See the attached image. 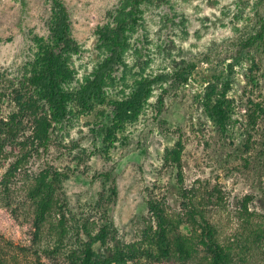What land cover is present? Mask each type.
Returning a JSON list of instances; mask_svg holds the SVG:
<instances>
[{"label":"rangeland","instance_id":"374dc122","mask_svg":"<svg viewBox=\"0 0 264 264\" xmlns=\"http://www.w3.org/2000/svg\"><path fill=\"white\" fill-rule=\"evenodd\" d=\"M55 1L69 24L55 66L66 115L47 149L25 118L0 154L1 260L72 264L84 230L111 222L110 245L137 251L123 264H204L203 215L229 264H264V51L244 44L264 0H0V121L16 107L11 81L44 66ZM179 140L177 165L166 155ZM43 170L59 184L37 227L30 190ZM148 200L192 257L144 254Z\"/></svg>","mask_w":264,"mask_h":264},{"label":"trees","instance_id":"16d2710c","mask_svg":"<svg viewBox=\"0 0 264 264\" xmlns=\"http://www.w3.org/2000/svg\"><path fill=\"white\" fill-rule=\"evenodd\" d=\"M55 3H57L62 15L56 30L53 32L54 44L45 53L43 68L35 73L23 75L16 81H11L16 107L8 114L6 119L0 121V154L4 147L11 145L18 139L25 118L32 123L31 142L36 147L47 149L53 123L66 115L65 95L58 88V76L55 66L58 61L56 49L66 42L69 34V24L65 7L60 2L55 1ZM137 4H139L138 1ZM256 15L255 33L251 34L244 44L246 47L255 44L257 48L261 45L264 51V46L262 47V44H264V16ZM186 80L185 76H181L178 78V84L185 83ZM41 88L44 89L43 96L39 93ZM161 97L160 95V102H162ZM218 112L222 117L223 110L219 108ZM182 150L183 145L179 140L176 147L168 151L166 159H169L171 163L180 165ZM50 176L51 179L49 180L48 177ZM58 177L59 173L57 172L51 173L49 170H43L30 190V196L35 206L34 213L37 227L46 216H49L53 209L56 187L59 184ZM55 183L57 184L55 185ZM111 192L115 196V186L111 187ZM147 208L150 217L154 218L155 226L153 227L150 222H147L142 230L150 245V250H145L144 254L157 261L169 259L173 255H177L178 259L183 261L192 257L195 248H188L189 241L187 238L181 234H173L171 237L172 230L167 227L172 225V222L165 218L160 204L148 200ZM192 216L195 218L194 214ZM63 220H65V214L61 213V226L65 224ZM195 222L200 228L199 243L205 251L204 264H229L231 260L230 251L218 242L212 224L203 215H200V219ZM82 227L85 228L84 224H82ZM111 228L112 223L110 222L97 226L96 232L84 230L83 235L85 238L82 239L80 246L72 251L71 263L123 264L127 258L133 257L137 251L129 248L127 251L110 245L113 231ZM129 251H132V256ZM0 264H7L1 260V256Z\"/></svg>","mask_w":264,"mask_h":264}]
</instances>
